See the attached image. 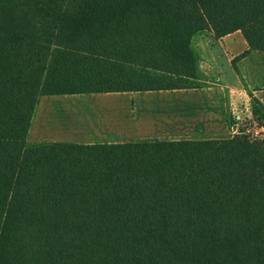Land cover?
<instances>
[{"label":"trees","instance_id":"1","mask_svg":"<svg viewBox=\"0 0 264 264\" xmlns=\"http://www.w3.org/2000/svg\"><path fill=\"white\" fill-rule=\"evenodd\" d=\"M237 31L264 0H0V264H264V142L28 143L40 97L194 88Z\"/></svg>","mask_w":264,"mask_h":264},{"label":"crops","instance_id":"2","mask_svg":"<svg viewBox=\"0 0 264 264\" xmlns=\"http://www.w3.org/2000/svg\"><path fill=\"white\" fill-rule=\"evenodd\" d=\"M190 45L195 58L196 87L42 96L38 103L42 117L37 113L30 131L38 126L41 130L37 135L41 137L47 129L61 127L78 134L70 142L77 144L225 139L242 133L239 128L250 113L251 101L264 114V51L251 49L240 31L221 38L210 32L198 33ZM143 95L151 98L148 100L164 97L151 108L138 103ZM69 97L70 102L61 100ZM49 108L57 113L52 118L47 117ZM164 110L168 120L162 129L167 130L169 138H130V128L140 126L142 120L156 121L157 113ZM261 119L264 123V115ZM257 127L264 133V124Z\"/></svg>","mask_w":264,"mask_h":264},{"label":"rangeland","instance_id":"3","mask_svg":"<svg viewBox=\"0 0 264 264\" xmlns=\"http://www.w3.org/2000/svg\"><path fill=\"white\" fill-rule=\"evenodd\" d=\"M65 96H69V94H67ZM159 96H160V98L164 97L162 95H159ZM71 98L72 97L62 98L61 100L70 102ZM160 98H157V99L154 98L152 100H148L151 98H148L145 95H143V96H140L138 103H140L141 107L149 105V107L154 108L158 105V103H159L158 99H160ZM154 100H156V101H154ZM38 107L39 106H37L34 118H36L37 113H39V118L42 117V115H41V113H43L42 107L41 108L39 107V110H38ZM84 107L87 108L86 105ZM131 107H132V105L130 103L129 110H128L129 111V118H130ZM58 108H59V106L57 107V109ZM165 111L166 110H164L161 114L157 113L156 121L150 120L148 122H145L142 120L140 122V126H133L132 128H130V130H131V132H130L131 137L130 138L140 139V140H154V139L157 140V139L169 138L170 134H167V130L162 129L164 122H166L168 120V114ZM47 113H48L47 117L50 116L49 118H52V117H54L55 114H57L54 111H52L50 108H49ZM263 115L264 114L262 113V108L259 107L255 101H251L250 102V113L245 115L244 119H242L239 131H242V133L245 135H249L250 138L255 140V141L264 142V136L262 135L264 133L262 130H260L257 127V125L264 124L262 119H261ZM132 117L135 118V115ZM60 128L54 127V128H52V130L47 129L46 130L47 132H45V135L39 137L37 135V132H39V130H41V129L37 126V128L35 130H33V132H32V130L30 131V134L28 136V143L30 145H33V144H43V143L59 142V141L71 142L74 139H77L74 137V135H78V134H75L72 131H67L64 128H62V130H61ZM242 133L240 132L239 134H242ZM256 134H259V135L257 136ZM253 135H255V136H253ZM58 139H62V140L58 141Z\"/></svg>","mask_w":264,"mask_h":264},{"label":"built area","instance_id":"4","mask_svg":"<svg viewBox=\"0 0 264 264\" xmlns=\"http://www.w3.org/2000/svg\"><path fill=\"white\" fill-rule=\"evenodd\" d=\"M257 135V134H256ZM253 136H255V135H253Z\"/></svg>","mask_w":264,"mask_h":264}]
</instances>
